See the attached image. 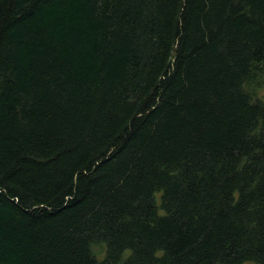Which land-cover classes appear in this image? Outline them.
<instances>
[{
	"label": "trees",
	"instance_id": "1",
	"mask_svg": "<svg viewBox=\"0 0 264 264\" xmlns=\"http://www.w3.org/2000/svg\"><path fill=\"white\" fill-rule=\"evenodd\" d=\"M261 84L264 0H0V264H264Z\"/></svg>",
	"mask_w": 264,
	"mask_h": 264
},
{
	"label": "rangeland",
	"instance_id": "2",
	"mask_svg": "<svg viewBox=\"0 0 264 264\" xmlns=\"http://www.w3.org/2000/svg\"><path fill=\"white\" fill-rule=\"evenodd\" d=\"M254 90L256 92V95H260V96H263L264 95V84H261V86H254ZM159 196V193H156V197ZM128 252L125 253V255L127 254ZM245 264H249V263H245Z\"/></svg>",
	"mask_w": 264,
	"mask_h": 264
}]
</instances>
